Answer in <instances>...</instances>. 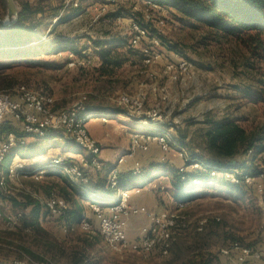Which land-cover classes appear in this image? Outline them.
<instances>
[{
  "label": "rangeland",
  "instance_id": "rangeland-1",
  "mask_svg": "<svg viewBox=\"0 0 264 264\" xmlns=\"http://www.w3.org/2000/svg\"><path fill=\"white\" fill-rule=\"evenodd\" d=\"M15 1L20 9L22 0ZM44 4L60 11L67 8L65 0H45ZM104 6L106 11H102ZM78 7L81 10L78 16L62 22L53 30L56 32L52 37L63 34L77 39L91 63L67 66L68 56L70 60L76 57L68 52L32 54L27 58L0 55V91L15 94L16 89L24 85L50 95L54 99V109L68 110L82 102L85 106L106 108L108 116L99 110V114L90 116L85 122L89 134L101 147L100 158L104 165H111L113 170L127 171H131L137 161L141 163L142 171L166 163L169 168L185 166L186 162L176 149L165 154L155 141L151 142L147 151L133 149L135 134L149 130L148 126L138 122L148 111L157 110L161 116L153 121L154 128L171 132V137L182 143L189 154L206 161L210 155L202 137L207 128L205 120L231 115L238 117L248 131H257L264 126V60L254 59V67H248L246 64L250 65L254 60L243 46L216 41L212 37L203 39V31L190 28L174 11L154 12L140 0H80ZM145 11L154 15L150 24L156 27L161 44L151 48L159 57L150 65H145L139 57H131L112 79L102 78L97 71L100 61L95 55L94 42L122 37L131 47V14L140 20ZM113 14L119 16L114 17ZM8 15L6 0H0V19L5 20ZM55 18L48 20L41 31L46 34L52 30L53 25L60 21ZM159 18H164L165 23H157ZM150 44V41H144L135 49L141 51ZM33 47H30L31 51H35ZM87 47L90 50L85 51ZM181 58L191 63L194 76L191 80L176 82L165 74V65ZM40 60L44 63L36 64ZM160 88H166L167 100L161 99ZM245 90L250 91L252 96L246 97L249 94H245ZM124 94L133 99L145 95L139 117L135 113L134 116L127 115L128 111L121 102ZM115 108H121L123 112L113 113ZM99 117H103L102 123L105 124L95 120ZM96 125L106 126L105 140L91 133V127ZM28 141L29 144L36 143L33 137H29ZM61 151L54 147L39 156L24 158L16 155L4 166L0 165V169L10 170L4 174L6 186L0 187V264H69L71 250L84 245L78 237L99 234L84 231L80 226L65 232L61 221L46 212L43 203L51 193L63 196L66 183H79L78 179L66 177L65 170L45 167ZM67 155L75 159L78 166L84 161V155L71 153L63 154L62 159ZM249 169L254 174L264 170V152L250 161ZM95 171L91 169V175H96ZM258 181L264 189V176ZM171 187L170 180L161 175L131 196L132 202L145 210L157 211L152 206L157 203L160 208L157 212L165 209L179 211L183 224L175 241L177 245L168 255L158 252L148 255L132 251L116 253L109 249L99 234L100 240L89 248L90 260L95 264H192L193 260L208 254L218 255L222 247L231 243L256 246L264 240V190L259 192L251 186L244 195H235L226 188L215 186L200 189L202 194L199 197L179 204ZM140 199H145L146 204H142ZM35 204L41 207L40 224L44 232L25 226ZM82 204H85L84 211L91 222L95 223L96 218L87 201ZM202 219H207L208 224L200 231L198 223ZM147 222L144 215L134 219L131 234L135 235ZM61 249L64 252H60Z\"/></svg>",
  "mask_w": 264,
  "mask_h": 264
},
{
  "label": "trees",
  "instance_id": "trees-1",
  "mask_svg": "<svg viewBox=\"0 0 264 264\" xmlns=\"http://www.w3.org/2000/svg\"><path fill=\"white\" fill-rule=\"evenodd\" d=\"M149 1L174 11L180 20L190 26V28L203 31L205 33L203 39L212 37L216 41L233 42L239 46H243L251 59L264 60V0ZM44 3L45 0H37V2L33 3L29 0L21 1L18 22L8 29L0 30V55L6 58L18 56L27 58L28 56L32 57V54L45 55L68 52L77 58L86 59L87 56L83 54L84 49L79 47L80 43H78L77 39L63 34H57L52 37L56 32L53 30H56L62 22L69 18L78 16L81 11L80 8L71 6L69 9L67 7L60 11V9ZM113 16L118 17L119 15L113 14ZM55 17H58L60 21L53 25V29L46 34L44 31H41L47 21ZM153 32L155 33V31ZM127 42V39L122 37L94 42L95 55L99 57L100 61L97 71L102 78L112 79L130 61L131 57L144 59L143 49L138 51L135 48L128 47ZM31 46H35L33 47L35 51H31ZM69 60L68 56L66 62L68 61L69 63ZM255 60L250 65L249 63L246 65L253 68ZM43 63L41 60L36 62L38 65H42ZM245 94H249L246 96L248 98L252 96L250 91L245 90ZM100 108L102 109L86 105L84 111L80 112V116H94V114H99V110H102V114L107 112L106 108ZM122 110L121 108H115L112 112L121 113L123 112ZM204 123L207 124V128L203 131L202 137L210 159L206 161L190 154L192 157L200 159L204 165L203 169L194 170L188 168L180 170V167L169 168L166 165L167 163L164 164L166 166H154L148 171H141L139 175H134L132 170L124 172L116 169L118 181L117 185L113 187L110 182V173L114 168L111 165L103 164L101 169L95 171L96 175H91L90 170H85L80 166L81 171L83 174H86L88 180L86 182L79 180L78 184L66 183L63 189V196L60 197L68 203V209L63 215L57 217L61 221V226L67 225L69 231L75 227L79 228L82 219L87 215L84 211L85 204H82L84 200L87 201L89 207L91 203L108 206L116 201L119 190L145 186L152 179L161 175L170 180L172 186L171 192L178 201L177 203H186L191 199L199 197L202 194L199 192L200 189L213 188L215 186L226 188L231 194L244 195L245 191L250 189L251 186L245 183H232L220 175L212 177L211 172L213 170L220 171L225 168H238L246 170V172L251 173L253 176H258L260 171L254 174L249 169V164L257 154L264 152V126L257 131H248L238 117L231 115H226L221 119L210 118L205 120ZM1 130L4 137H6L8 132L13 131L19 140L23 137L27 140L24 144L19 143L13 148L3 166L10 158L16 155H21L24 158L39 156L45 154L48 148L54 147L62 150L61 154L57 156L70 153L84 155L87 162H90V156L86 155L75 141L65 139L61 131H51L43 138L29 136L23 132L21 123L14 121L12 118L5 120ZM29 137H33L36 143L29 144ZM53 138L57 139L55 143H53ZM180 144L183 145L182 143ZM250 150L254 151V154L251 156L248 155ZM233 159L237 160V164L235 166H228L227 163ZM74 164H76L75 159L67 155L64 158L62 167L59 169L62 171L63 168L71 167ZM48 165H45V167ZM60 170L59 174L62 176ZM103 171L104 175H102ZM154 172H157V175H153ZM67 176L71 178L68 174ZM195 180L201 181V184H195ZM209 181H212V185L209 184ZM40 208L38 204L34 205L29 214L28 223L25 222V226L31 230L37 229L44 232L40 224ZM46 212L48 211L46 210ZM215 220L218 219L215 218ZM93 224L96 226V222ZM207 224L208 221L200 231H203ZM91 232L99 233L96 227ZM99 234H96L94 237L86 234L78 237V240L84 245L82 248L76 246L77 248L71 250L72 259L69 264H95L90 260L89 248L100 240ZM175 241L172 243L169 253L173 246L177 245ZM60 252H64V249H61ZM192 264L232 263L227 257L219 253L218 255L208 254L205 257L197 258L192 261Z\"/></svg>",
  "mask_w": 264,
  "mask_h": 264
},
{
  "label": "built area",
  "instance_id": "built-area-1",
  "mask_svg": "<svg viewBox=\"0 0 264 264\" xmlns=\"http://www.w3.org/2000/svg\"><path fill=\"white\" fill-rule=\"evenodd\" d=\"M79 1L65 0V7H78ZM115 1L108 0V2ZM142 2L154 12L170 13L171 11L169 8L162 7L149 0H142ZM102 11H106L105 6L102 7ZM57 19L58 17L55 18V20ZM153 19V13H146L145 11L142 19L139 20L133 17L131 24L132 36L130 43L132 48H136L144 41H150L151 43V46L143 47V61L145 65H150L159 57V54H156L151 48L161 44V39L155 29L156 27H152L150 24ZM164 20V18H159L157 19V23L164 24ZM89 63H91L89 59L73 57L69 61L68 66H85ZM164 72L170 79L176 82L191 80L194 76L191 63L184 58L176 62H168L165 65ZM158 92L162 100L168 99L169 95L166 88H160ZM144 99L145 95L138 96L135 99L126 94L122 95L121 102L128 111L127 115L134 116L133 113H135L139 117ZM53 104L54 99L50 95L39 93L24 85L16 89L15 94L0 91V165H3L13 148L19 143L24 144L27 141L25 137L19 140L13 131L8 132L6 137H4L1 128L7 118H12L14 121L21 123L23 132L29 136L43 138L51 131H61L65 139L75 141L85 154L90 156V162H87L85 157H83L84 161L81 166L85 170H99L103 167V161L100 158L101 147L89 134L85 125V122L91 115L80 116V112L85 109L84 102L68 110H56L53 108ZM160 117L157 110L148 111L144 113V117H140L141 119L138 122L150 126V129L135 134V138L132 141L133 149L147 151L151 142L155 141L165 154L171 152L173 149L178 151L179 156L186 162L185 166L181 167L180 170L188 168L194 170L203 169L204 165L200 159L192 157L186 147L180 145L179 142L171 137V132L153 128L155 127L152 126L155 125L153 121L158 120ZM253 154V150L248 152L250 156ZM63 162L64 159L61 156H57L52 159L48 166L50 168H60ZM63 170H65L72 180L78 179L85 182L88 180L86 174H83L80 166L77 164L65 167ZM9 171L8 169L5 171L4 169H0V187L6 186L7 180L4 174L5 172L9 173ZM141 171V163L137 161L132 169V173L139 175ZM219 175L235 184L245 183L249 186H254L259 192H263L264 190L262 183L258 181L264 176L263 169L260 170L258 176H253L251 173L246 172V170L238 168H225L220 171L213 170L211 172L212 177ZM117 181V170H113L110 173L111 185L113 187L116 186ZM194 183L200 185L201 181L195 180ZM209 184L212 185V181H209ZM139 192V186L132 189H121L118 191L116 201L108 206L91 203L90 209L96 218V226L91 222L90 217L86 215L82 219L80 227L88 232L94 231L96 227V230L101 234L109 249L116 253L132 251L145 255L155 252L168 255L170 247L176 240L183 224L179 211L165 209L161 212H154L145 210L131 200L132 194H138ZM43 204L48 214L52 217L63 215L68 209V203L65 199L55 193H51ZM141 215L146 216L148 222L133 235L130 232L131 224L134 219ZM217 219L219 220V218ZM206 222L207 219L199 221V230L203 229ZM64 228L65 232H68V226L64 225ZM220 254L227 257L232 264H264V240L256 246L234 242L222 247Z\"/></svg>",
  "mask_w": 264,
  "mask_h": 264
},
{
  "label": "water",
  "instance_id": "water-1",
  "mask_svg": "<svg viewBox=\"0 0 264 264\" xmlns=\"http://www.w3.org/2000/svg\"><path fill=\"white\" fill-rule=\"evenodd\" d=\"M8 5V18L5 20L0 19V30H5L18 22L20 9L18 8L15 0H6ZM237 160L233 159L227 163L228 166H235Z\"/></svg>",
  "mask_w": 264,
  "mask_h": 264
},
{
  "label": "crops",
  "instance_id": "crops-1",
  "mask_svg": "<svg viewBox=\"0 0 264 264\" xmlns=\"http://www.w3.org/2000/svg\"><path fill=\"white\" fill-rule=\"evenodd\" d=\"M108 1V0H107ZM140 1H142V0H140ZM77 17V16H76ZM133 17H135V14H131V17H130V19L132 20L133 19ZM57 18V17H56ZM86 50H90V47H87L86 49H85V51ZM103 114H106V113H103ZM118 114V113H117ZM120 114V113H119ZM107 115V114H106ZM113 114H111V116H112ZM108 116V115H107ZM95 118H93V119H91L88 123H87V126H89V124H90V122L91 121H93ZM95 120H99L98 122H100V124H105V123H102V122H104L103 121V117L101 118V117H99V118H97V119H95ZM100 127V128H99ZM145 128V127H144ZM148 128L150 129V127L148 126ZM152 128V127H151ZM154 128V127H153ZM106 126L105 125H101V126H98V125H96V127H91V129H90V131H91V133L95 136V137H97V138H99L100 140L102 139V140H105L106 139V137H105V132L104 131H106ZM57 139H54L53 138V143H55V141H56ZM60 149V148H59ZM177 162H179V160H177ZM180 164V163H179ZM121 171V170H120ZM122 171H124V172H128L127 170H122ZM157 172H154L153 174H156ZM167 178V177H166ZM142 199H140V201H141ZM132 201L134 202V200L132 199ZM88 204V203H87ZM142 204H146V200L145 199H143L142 200ZM152 206H154V208L158 211V210H160V208H158V204L157 203H155L154 205H152ZM133 224H134V221L132 222V224H131V227H133Z\"/></svg>",
  "mask_w": 264,
  "mask_h": 264
}]
</instances>
